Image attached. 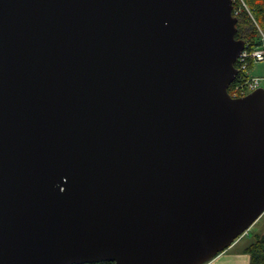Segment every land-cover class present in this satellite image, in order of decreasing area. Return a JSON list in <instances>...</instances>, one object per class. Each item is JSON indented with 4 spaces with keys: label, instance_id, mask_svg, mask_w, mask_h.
Returning a JSON list of instances; mask_svg holds the SVG:
<instances>
[{
    "label": "water",
    "instance_id": "95a60500",
    "mask_svg": "<svg viewBox=\"0 0 264 264\" xmlns=\"http://www.w3.org/2000/svg\"><path fill=\"white\" fill-rule=\"evenodd\" d=\"M231 1L0 0V264H203L264 212Z\"/></svg>",
    "mask_w": 264,
    "mask_h": 264
},
{
    "label": "trees",
    "instance_id": "16d2710c",
    "mask_svg": "<svg viewBox=\"0 0 264 264\" xmlns=\"http://www.w3.org/2000/svg\"><path fill=\"white\" fill-rule=\"evenodd\" d=\"M239 1H242L243 7ZM232 15L235 17L234 37L243 41L244 47L254 48L259 44L257 28L264 35V0H232ZM241 5V6H240ZM238 8L236 13H233ZM251 65V64H250ZM249 65V66H250ZM237 81L234 79L228 85L227 91ZM243 251L248 255V264H264V231L243 247ZM83 264H112L101 261Z\"/></svg>",
    "mask_w": 264,
    "mask_h": 264
},
{
    "label": "built area",
    "instance_id": "2783aa9c",
    "mask_svg": "<svg viewBox=\"0 0 264 264\" xmlns=\"http://www.w3.org/2000/svg\"><path fill=\"white\" fill-rule=\"evenodd\" d=\"M239 2L245 7L242 1ZM236 11L237 10H234L233 13H236ZM257 32L259 36L258 46L254 48L243 46V49L236 58L234 66L236 69L235 79H237V81L230 88V92H228L231 97L242 96L256 88L264 89V75L249 76L247 73L251 63L264 59V35L258 28Z\"/></svg>",
    "mask_w": 264,
    "mask_h": 264
},
{
    "label": "rangeland",
    "instance_id": "374dc122",
    "mask_svg": "<svg viewBox=\"0 0 264 264\" xmlns=\"http://www.w3.org/2000/svg\"><path fill=\"white\" fill-rule=\"evenodd\" d=\"M235 9L238 10V8ZM252 64L253 65L251 68L253 74L264 75V59L258 62H253ZM261 75H257V76H261ZM263 231H264V212L241 235H239L236 238V240L233 242L235 244L233 246V249L240 250L248 243H250L255 238V236L261 235Z\"/></svg>",
    "mask_w": 264,
    "mask_h": 264
},
{
    "label": "crops",
    "instance_id": "0c3cea01",
    "mask_svg": "<svg viewBox=\"0 0 264 264\" xmlns=\"http://www.w3.org/2000/svg\"><path fill=\"white\" fill-rule=\"evenodd\" d=\"M252 63L248 68L249 76H257L261 74H253L252 72ZM250 69V70H249ZM236 240V239H235ZM234 240V241H235ZM232 243L227 248L217 253L213 258L204 262L203 264H248V255L243 251V248L240 250H234Z\"/></svg>",
    "mask_w": 264,
    "mask_h": 264
}]
</instances>
